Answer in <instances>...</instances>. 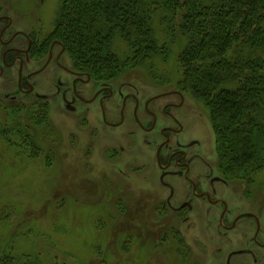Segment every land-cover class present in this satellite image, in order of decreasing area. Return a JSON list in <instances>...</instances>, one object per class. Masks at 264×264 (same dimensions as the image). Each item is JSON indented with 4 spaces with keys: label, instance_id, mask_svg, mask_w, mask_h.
Returning <instances> with one entry per match:
<instances>
[{
    "label": "rangeland",
    "instance_id": "obj_1",
    "mask_svg": "<svg viewBox=\"0 0 264 264\" xmlns=\"http://www.w3.org/2000/svg\"><path fill=\"white\" fill-rule=\"evenodd\" d=\"M43 1L10 0L8 11L16 27L39 23L58 39L54 29L61 0ZM154 27L159 30L161 25L155 21ZM177 44L178 39L165 61L156 56L144 64L129 65L113 79L92 77L86 93L100 82L116 91L133 92L142 100L165 95L159 102L180 103L173 113L180 115L185 130L177 139L196 141L189 150L213 166V176H220L214 167V132L206 109L175 85ZM62 59L67 67L82 71L72 64L68 52ZM70 77L56 66L36 75L40 85L35 90L41 91L47 80L53 83L50 89L44 88L48 105L39 106L37 113L32 109L31 116L34 91L20 93L15 100L5 99V90L1 91L0 255L28 256L37 264H224L227 249L218 251L211 235L218 228L216 219H198L197 205L180 212L165 206L168 189L158 182L154 145L147 146L143 139L149 140V134L131 120L117 128L104 126L94 102L78 101L68 108L56 87L57 79L71 85ZM6 90L9 95L16 92L13 82ZM176 92L181 93L182 102ZM119 103L114 98L109 105L119 107ZM44 119L48 124L43 125ZM195 167L210 174L211 168L198 160ZM225 179L229 191L219 189L229 195L230 205L258 207L264 229V169L257 173L249 196L242 192L243 182ZM202 182L207 184L208 179ZM171 183L178 185V195L171 198L177 207L188 197L187 193L182 197V182L173 178ZM181 251L186 252L183 258Z\"/></svg>",
    "mask_w": 264,
    "mask_h": 264
},
{
    "label": "trees",
    "instance_id": "obj_2",
    "mask_svg": "<svg viewBox=\"0 0 264 264\" xmlns=\"http://www.w3.org/2000/svg\"><path fill=\"white\" fill-rule=\"evenodd\" d=\"M55 26L72 64L101 80L167 60L178 39L175 85L206 109L217 172L250 195L264 169V0H61ZM35 99L30 116L47 106ZM0 264L37 263L2 252Z\"/></svg>",
    "mask_w": 264,
    "mask_h": 264
},
{
    "label": "flooded vegetation",
    "instance_id": "obj_3",
    "mask_svg": "<svg viewBox=\"0 0 264 264\" xmlns=\"http://www.w3.org/2000/svg\"><path fill=\"white\" fill-rule=\"evenodd\" d=\"M9 1L0 0V96L1 91L5 90L2 94L5 99L15 100L20 93L25 96L34 91L33 96L48 105L44 88L50 89L53 81H45L42 90L38 91L35 89L40 82L34 77L54 66L61 69L71 76V85H63L69 81L57 79L56 94L67 107L73 109L78 101L84 104L94 102L99 108L100 121L104 126L117 128L131 120L144 134H149V140L144 137L143 139L147 146L150 143L154 145V162L160 172L158 182L168 189L165 206L180 212L182 208L191 210L197 205L194 213L198 219L205 217L208 222L216 219L218 228L211 235L215 236L213 240L218 251L223 250V247L227 249L224 264H264V229L261 227L260 212L256 210L258 207H232L226 198L229 195L219 189L229 191L226 179L220 174L213 176V166L210 167L199 153L189 150L196 141L181 142L177 139V135L184 134L185 130L180 115L173 113V109H180V103H161L159 100L165 95L160 94L153 98L156 103L150 97L142 100L133 92L121 89L116 91L111 84L100 82L98 87L86 93L85 86L91 83L92 76L86 71L67 67L62 59L65 47L59 40L50 37L43 25L32 23L36 26L16 27V21L14 22L8 11ZM45 2L46 0L42 3ZM12 82L16 92L9 95L6 88ZM174 94L179 95L182 102L181 93ZM114 98L120 101L119 107L109 105ZM114 117L118 119L114 121ZM197 160L211 168L210 174L206 175L195 167ZM173 178L184 184L181 188L182 197L186 193L188 197L177 207L173 206L171 200L179 191L178 185L171 183ZM205 178L208 179L207 184L202 182ZM245 188L242 187V192L249 196ZM191 204H194L193 207ZM185 253L180 252L181 258Z\"/></svg>",
    "mask_w": 264,
    "mask_h": 264
}]
</instances>
